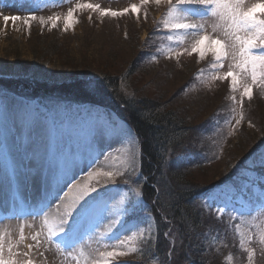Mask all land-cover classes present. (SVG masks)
I'll list each match as a JSON object with an SVG mask.
<instances>
[{
	"label": "rangeland",
	"instance_id": "rangeland-1",
	"mask_svg": "<svg viewBox=\"0 0 264 264\" xmlns=\"http://www.w3.org/2000/svg\"><path fill=\"white\" fill-rule=\"evenodd\" d=\"M84 2L44 0V3L36 5L33 0H0V78L15 80L46 76L60 83L73 77L88 78L98 74L117 77L120 91L124 95L151 98L160 107L176 112L188 124L190 135L182 147L168 154L167 167L171 168L169 163L172 161L171 166L184 167L187 177L197 185L210 187L211 192L221 195L227 192L247 206L249 200L254 199L252 188L264 178V168L259 167L261 159H264V88L256 86L252 98H244L241 118L240 92H233L227 79H213L217 73L211 68L214 63L211 54L203 58L196 54L189 55L191 37L182 33H169L164 29L166 5L163 2L157 4L149 0L141 6V0H87L118 12L136 4L139 13L130 10L113 17L101 16L98 11L90 9H77L74 13L75 22L65 30L62 18L67 10ZM30 13L37 17L30 22V26L25 25L22 19L7 24L3 21L5 15L24 17ZM49 16L61 17L55 27L47 21ZM39 17L45 18L43 25ZM169 34L173 35L172 41L167 39ZM180 36H183L182 41L179 40ZM228 63V60L223 62L221 74L229 70ZM26 87L30 88L28 85ZM233 96L236 97L235 101ZM8 111L12 112V122L14 117L17 121V131H21V134L23 132L24 136L30 135L28 140L31 146H25L23 151L30 154L29 160L27 157L24 161L20 158L22 152L19 151V137L5 131L11 122L3 120ZM90 114H99L134 131L123 116L115 109H110L109 105L29 100L22 93L18 95L0 90V234L15 243L23 225L25 240L15 251L29 252V256L23 258L32 259L34 264H96L102 260L99 255L101 252L113 250L127 253L123 257L112 258L113 264H143L151 256L156 259H152L149 264H184L177 253L180 246L178 226L163 219L158 220L151 214L149 208L154 201L148 200L151 201L149 205L142 194L140 199L143 207L123 217L116 211L115 205L121 201L122 193H131L132 189L139 188L137 180L142 170L141 142L139 138L134 144L117 136L107 140L98 138L100 147L105 145V151L98 155L94 163L88 164L89 157L95 156L89 153L91 150L83 142ZM237 119L240 120L239 124L236 123ZM34 128L36 131L41 130V134L38 135ZM40 145L45 152L53 145L65 149L71 147L74 159L81 168L75 170L73 178L68 179L56 199L43 212L35 217L19 215L30 212L41 203V172H38V179L30 181L26 165V160L30 161L33 153L32 148ZM16 154L25 167L20 173L19 189L14 194L5 164L11 165L14 161L20 165L15 159ZM100 156L102 160L99 162ZM104 160L113 163L109 171L114 174L113 178H93L91 183L97 186V179L100 184H104L107 179L108 185L116 186L110 189L111 198L107 201L109 213L72 248L64 249L56 240L44 242L37 247L31 236L41 231L43 220L48 218L47 213L55 209L53 219L63 215L65 206L77 195L76 190L72 194L68 193L71 186L78 184L82 176L89 172H102L100 165ZM35 187L40 188L39 194L36 193L38 190L33 192L35 206L33 201L28 203L25 200L22 204L15 200L19 191H29ZM132 195L134 197V193ZM65 197L68 198L63 203ZM206 197L200 198L194 206L207 219L204 238L209 245L203 254L206 260L202 263L249 264L247 251L251 249V264H264V243H261V236H264V213L255 211L251 215L234 217L231 211L222 212L216 204L208 206ZM149 214L154 221L151 230L154 235L158 233V239H149L148 231L141 238L139 228L134 227L139 225L144 228ZM121 218L124 222L118 224ZM237 225L239 233L236 231ZM169 227L172 228V235L165 238L164 233ZM209 228L217 230L219 234L216 233V236L225 235L221 240L224 248H217ZM129 236L133 237L131 245L137 248L135 252L119 244L120 240H126ZM248 236L253 237L251 243L247 240ZM241 239L245 240L243 247L240 246ZM173 241L175 247L170 251V243ZM233 241H237L238 247L234 254L227 247ZM29 244L33 245L31 251L27 247ZM154 246L165 250L163 257L157 259L158 253L152 254Z\"/></svg>",
	"mask_w": 264,
	"mask_h": 264
},
{
	"label": "snow or ice",
	"instance_id": "snow-or-ice-1",
	"mask_svg": "<svg viewBox=\"0 0 264 264\" xmlns=\"http://www.w3.org/2000/svg\"><path fill=\"white\" fill-rule=\"evenodd\" d=\"M149 0H141V6L147 4ZM159 4L163 2L166 5V12L163 14V27L169 33L189 35L192 39L189 55L196 54L203 58L207 54H211L214 63L211 68L217 73L213 79L229 80V87L233 92H240L239 110L241 118L243 117V101L244 98L251 99L253 89L256 86L264 88V0H154ZM38 5L44 3V0H33ZM77 9H90L98 11L101 16L111 15L113 17L122 15L131 10L138 14L139 6L132 4L121 11H114L108 8H102L99 4H93L85 0L73 8L67 10L63 16L64 29L67 30L75 22L74 13ZM23 20L25 25L30 26V22L36 20L37 17L29 14L24 17L20 16H3V21L7 24L9 21L16 22ZM60 16H49L47 21L51 22V26L55 27ZM39 22L43 25L46 21L44 17H39ZM169 41L173 40V35L167 36ZM183 40V36L179 37ZM179 42V41H178ZM228 60V71L220 73L223 62ZM90 86V85H89ZM233 101L236 97H232ZM233 111H236L233 109ZM237 124L240 120L237 119ZM117 136L122 139L129 140L134 144L138 142V137L134 135V131L125 128L119 123H113L107 118L99 114H90L87 122V128L83 136L84 146L91 151H95V156H90L88 164L95 162L100 152L99 140H107L109 137ZM79 144L77 146L78 150ZM132 159L135 160V153H132ZM43 166L41 169L43 196L39 206L30 212L20 213L19 215H39L44 211L53 199H56L63 185L68 179L73 178L75 170L78 168V162L74 159V150L69 147L59 148L53 145L46 149L43 158ZM259 167L264 168V159H261ZM23 170L22 165H17L14 161L11 165L5 164V171L9 182L13 188L14 194L19 189V177ZM35 172V170H34ZM112 172H89V181L85 184L75 185L77 195L71 199L70 203L65 206L63 215L54 220L47 217L43 220L41 231L31 236L36 242V246H42L44 242L59 241L64 249L74 247L84 236L92 232L100 220L104 219L105 214L109 213L108 199L110 197V189L116 187L108 185L107 179L104 184L99 183V179L94 186L91 181L93 178L104 177L113 178ZM146 179V178H145ZM215 187V186H213ZM223 191V190H222ZM134 193V197L132 195ZM118 193H114L116 195ZM251 195L254 199L249 200L248 205H244L239 199L229 195L227 192L221 193L210 192L206 199L208 206L216 204L221 211H231L234 217H243L251 215L252 212L259 211L264 213V178H262L257 186L252 188ZM65 196H68L65 193ZM141 190L139 188L132 189L131 193H122L121 201L115 205L116 211L123 216H127L135 212L138 208L143 207ZM126 198V199H125ZM63 199V198H61ZM247 199V197H245ZM103 209V212H101ZM148 222L144 228L139 225L140 237L143 238L144 232H149V239H158V233L152 232L154 223L151 215H148ZM167 221V217H164ZM123 219L118 224H123ZM171 224L170 221H167ZM32 225H29L31 227ZM46 229V231H45ZM127 230V229H126ZM239 233V225L236 227ZM172 235V228L164 233L165 238ZM25 240L23 235V225L19 238L13 243L11 239H6L4 234H0V264H34L32 259H24L28 257L29 252L18 253L15 248ZM133 240L129 236L126 240H120V245L128 246L129 251L135 252L137 248L131 245ZM249 243L253 237L248 236ZM261 243H264V236H261ZM245 240H240V246L243 247ZM29 251L33 245H27ZM174 241L170 243V251L174 250ZM102 260L96 264H113L114 257H123L127 255L124 251H105L101 252ZM19 257V258H18ZM249 264L253 259V251H247Z\"/></svg>",
	"mask_w": 264,
	"mask_h": 264
},
{
	"label": "trees",
	"instance_id": "trees-1",
	"mask_svg": "<svg viewBox=\"0 0 264 264\" xmlns=\"http://www.w3.org/2000/svg\"><path fill=\"white\" fill-rule=\"evenodd\" d=\"M118 81L117 77L109 74H98L88 78L73 77L60 83L51 81L46 76L15 80L0 78V90L18 95L22 93L23 97L29 100L39 99L45 102L57 100L92 106L109 105L110 109H115L123 116L125 122L133 127L141 142L142 170L137 185L147 201H154L152 205L149 203L151 201H148L151 214L158 220L163 219L162 221L167 217V221L178 226L180 246L177 253L183 259L182 263L204 264L203 254L209 245L204 238L207 219L194 206L200 198L211 192L210 187L197 185L190 180L183 171L184 167L177 168L176 165L173 167L172 161L169 163L171 168L166 165L168 154L182 147L190 135L189 126L176 112L160 107L151 98L124 95L120 91ZM27 85L30 87L29 90ZM209 229L210 235H214L211 239L216 241L217 248H224L221 240L225 235L216 236L217 230ZM227 247L234 254V250L238 248L237 241H233V244L230 242ZM163 250L154 246L151 251L153 255L158 253L156 255L158 259L163 257L165 253ZM152 259L151 256L143 264H149Z\"/></svg>",
	"mask_w": 264,
	"mask_h": 264
},
{
	"label": "bare ground",
	"instance_id": "bare-ground-1",
	"mask_svg": "<svg viewBox=\"0 0 264 264\" xmlns=\"http://www.w3.org/2000/svg\"><path fill=\"white\" fill-rule=\"evenodd\" d=\"M7 117H3V120L5 121L6 119H8L9 121L11 120V117H10V115H12V112L11 111H8L7 112ZM9 125H8V127L5 129V131H6V133H8L9 135H10V133L12 134V133H14V134H16V136L17 137H19L17 140H18V144L21 146V150H19V151H21L22 153V155L20 156V158L21 159H23V161H24V158L25 157H27L28 158V160H29V155H28V152L26 151V153H24L23 151H25L24 150V147L26 146H31V141H29L28 139H30V135L28 136V135H25L24 136V133L22 132V134L20 133L21 131H17V121H15V117H14V119H13V122H12V120H11V122L10 123H8ZM7 125V124H6ZM9 127H10V129H9ZM3 129V128H2ZM36 129H37V127H36ZM40 129V128H39ZM38 129V130H39ZM34 130H35V128H34ZM36 131V130H35ZM36 133L39 135V134H41V130H39V131H36ZM19 134H21V135H19ZM103 144V143H102ZM105 147V145H102L101 147H100V149L102 150V151H105L104 148ZM32 152L33 153H31L32 155H31V158H30V161H28L27 162V160H26V165L28 164V169H29V171H28V173L30 174L29 176H28V179L30 180V181H35L36 179H38L39 177H40V173H38V172H41V169H42V166H43V158H44V156H45V151H44V148H42V146L40 145V147H33L32 148ZM28 151H29V149H28ZM102 151L100 152V154H102ZM89 153L92 155L93 153H94V155H96L95 154V152L94 151H89ZM99 154V155H100ZM15 159L17 160V162H19L20 163V165L22 164V168L23 167H25L24 165H23V163H21L20 161H19V157H18V155L16 154V157H15ZM102 160V157L100 156L99 157V162ZM79 161V160H78ZM99 162L97 163V165L99 164ZM79 165V164H78ZM112 167H113V163L112 162H108V160H104L103 162H102V164L100 165V168H101V170H102V172H109L110 171V169H112ZM78 168H81V166H78ZM34 170H35V172H34ZM79 177H81L80 175H78ZM75 178H78V177H75ZM88 180H89V177H88V174H86V176H82V178L78 181V184H80V185H82L83 184V182H88ZM77 185V184H76ZM40 189V188H39ZM38 188H33L32 190H29V191H19L18 192V194H17V196L18 197H16L15 198V200H19L22 204H23V201H27L28 203L30 202V201H33V203H34V206L36 205V202H35V200H34V198H35V195L33 194V192L35 191V190H38L36 193L37 194H39V190ZM75 190V185H72L71 186V188H70V191L68 192L69 194H72L71 192H73ZM30 191H32V192H30ZM67 198L68 197H65L64 198V201H63V203H65L66 202V200H67ZM41 200H42V196H41ZM53 202V201H52ZM55 210V209H54ZM54 210H52V212H50V213H47L48 215H46V216H48V219L51 221V220H54L53 219V216H54Z\"/></svg>",
	"mask_w": 264,
	"mask_h": 264
}]
</instances>
